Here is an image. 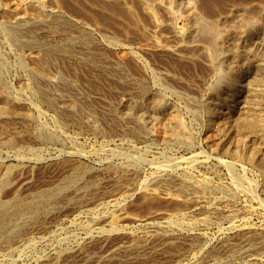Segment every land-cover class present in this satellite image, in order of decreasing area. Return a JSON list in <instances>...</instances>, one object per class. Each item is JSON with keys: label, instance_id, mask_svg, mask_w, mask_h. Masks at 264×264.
Returning a JSON list of instances; mask_svg holds the SVG:
<instances>
[{"label": "rangeland", "instance_id": "1", "mask_svg": "<svg viewBox=\"0 0 264 264\" xmlns=\"http://www.w3.org/2000/svg\"><path fill=\"white\" fill-rule=\"evenodd\" d=\"M9 1L0 264H264V125L244 115L255 106L246 50L264 61V0H27L19 22ZM187 14L218 40L190 23L175 36ZM233 53L242 68L230 87L220 76ZM154 98L182 117V138L156 135ZM210 110L221 126L208 142Z\"/></svg>", "mask_w": 264, "mask_h": 264}, {"label": "bare ground", "instance_id": "2", "mask_svg": "<svg viewBox=\"0 0 264 264\" xmlns=\"http://www.w3.org/2000/svg\"><path fill=\"white\" fill-rule=\"evenodd\" d=\"M7 2L9 1V0H6ZM25 1H27V0H10L9 2H10V8L11 9H13L14 11H15V15H16V17H15V19H16V21L17 22H19V20L21 21V19H23V17H24V12H23V8H22V3H24ZM34 1H36L38 4H39V2H41V0H34ZM168 1H170V2H176V0H168ZM167 1V2H168ZM179 1V0H178ZM177 1V2H178ZM5 2V1H4ZM157 2V1H156ZM189 3H190V0L188 1ZM184 3V2H183ZM188 3V4H189ZM206 3V2H205ZM5 4V3H4ZM147 4V3H146ZM185 4V3H184ZM7 5V4H6ZM170 5V4H169ZM178 5V4H177ZM187 5V4H186ZM148 6V5H147ZM7 7V6H6ZM149 7V6H148ZM187 7V6H186ZM189 7V6H188ZM5 8V7H4ZM9 8V9H10ZM150 8V7H149ZM7 9V8H6ZM171 9V8H170ZM35 10V9H34ZM171 11H172V9H171ZM26 12V11H25ZM27 12H28V10H27ZM33 12H35V11H33ZM152 12V11H151ZM154 13V12H153ZM155 14V13H154ZM176 15V14H175ZM199 15V14H198ZM35 16H37V15H35ZM177 16V15H176ZM179 16V15H178ZM180 16H182V14L180 15ZM39 16H37L36 18H38ZM25 18V17H24ZM180 18V17H179ZM25 19H27V18H25ZM29 19V18H28ZM244 19V18H243ZM248 19V18H247ZM24 20V19H23ZM178 21V20H177ZM206 21H208V19L206 20ZM206 21H204L201 17H199V16H197V15H193V14H187V15H185V16H183L181 19H180V21H179V25H175L174 26V29H173V31H174V34H175V36L176 35H179L181 32H182V30H183V26L185 25V24H187V23H190L191 25H192V27L193 28H196V29H202V30H204V31H206L205 32V34H208L209 35V37H210V42H214V40L216 39V38H218L219 36H220V33H218L215 29H214V27H213V25H212V23H210L212 26H210V24L209 23H207ZM241 21V20H240ZM256 21V20H255ZM8 22H10V21H8ZM17 22H16V24H17ZM176 22V21H175ZM210 22V21H209ZM212 22V21H211ZM252 22V21H251ZM15 23V22H14ZM250 23V22H249ZM264 23V22H263ZM9 24V23H8ZM20 24V23H19ZM248 24V23H247ZM246 24V25H247ZM262 24V23H261ZM1 25V24H0ZM4 25V24H3ZM15 25V24H14ZM249 25V24H248ZM247 25V26H248ZM255 25V24H254ZM2 26V25H1ZM17 27H18V25H16ZM241 26V25H240ZM4 29H5V27L4 26H2ZM185 27V26H184ZM189 27V26H188ZM232 27H234V26H232ZM239 27V26H238ZM242 27V26H241ZM244 27H246V26H244ZM250 27V26H249ZM1 28V27H0ZM237 28V27H236ZM3 29V30H4ZM7 29V28H6ZM17 29H19V28H17ZM185 29V28H184ZM217 29V28H216ZM221 29V28H220ZM227 29V28H226ZM232 29V28H231ZM240 29V28H239ZM238 29V30H239ZM248 29V28H247ZM9 30V29H8ZM20 30V29H19ZM186 30V29H185ZM189 30V29H188ZM191 30H192V28H191ZM190 30V31H191ZM233 30H235V29H233ZM243 30V29H242ZM9 31H12L13 32V29L11 28ZM184 31V30H183ZM204 31H202V32H204ZM221 31H222V29H221ZM220 31V32H221ZM224 31V30H223ZM239 31H241V30H239ZM8 32V31H7ZM189 32V31H188ZM192 32H193V30H192ZM227 32V31H226ZM225 32V33H226ZM195 33V32H194ZM197 33V32H196ZM224 33V32H223ZM224 33V34H225ZM229 33H231V32H229ZM235 33V32H234ZM241 33V32H240ZM246 33V32H245ZM186 34V33H185ZM193 34V33H192ZM198 34V33H197ZM197 34H196V36H197ZM199 34H200V32H199ZM202 34V33H201ZM205 34L203 33V36H205ZM218 34H219V36H218ZM222 34V33H221ZM244 34V33H243ZM248 34H249V32H248ZM12 35V34H11ZM10 35V36H11ZM16 35V37H17V33L15 34ZM229 35H231V34H229ZM240 35V34H239ZM258 35V34H257ZM14 35H12V37H13ZM191 36V35H190ZM218 36V37H217ZM225 36V35H224ZM262 36V35H261ZM261 36L259 37V38H261ZM180 37V36H179ZM198 37H199V35H198ZM200 37H202L201 35H200ZM231 37H232V35H231ZM242 37V36H241ZM15 38V37H14ZM14 38H12V39H14ZM190 38V37H189ZM207 38H208V36H207ZM244 38H245V36H244ZM258 38V39H259ZM202 39V38H201ZM206 39V38H205ZM204 39V40H205ZM229 39H230V37H229ZM237 39V38H236ZM248 39V38H247ZM262 39V38H261ZM34 40V39H33ZM209 40V39H208ZM216 40H218V39H216ZM219 40H220V38H219ZM252 40H254V39H252ZM256 40V39H255ZM14 41H16V40H14ZM18 41H20V40H18ZM31 41V40H30ZM202 41H203V39H202ZM231 41V40H230ZM236 41V40H235ZM247 41V40H246ZM34 42V41H33ZM207 42V41H206ZM209 42V41H208ZM227 42V41H226ZM232 42V41H231ZM230 42V43H231ZM243 42V41H242ZM259 42V41H258ZM258 42H257V44H258ZM217 43L219 44V41H217ZM223 43V42H222ZM229 43V42H228ZM248 43V42H247ZM25 44H27V43H25ZM31 44V43H30ZM238 44H240V43H238ZM245 44V43H244ZM250 44V43H249ZM252 44V43H251ZM250 44V45H251ZM21 45V44H20ZM23 45V44H22ZM28 45V44H27ZM214 45V44H213ZM213 45H211V46H213ZM233 45H235V43L233 44ZM246 45V44H245ZM249 45V46H250ZM259 45H261V44H259ZM207 46V45H206ZM256 46V45H255ZM29 47V46H28ZM70 47V46H69ZM215 47V46H214ZM219 47V46H218ZM224 47H226V46H224ZM233 47V46H232ZM251 47H252V45H251ZM263 47V46H262ZM63 49H67V48H64V47H62ZM206 48V47H205ZM213 48V47H212ZM243 48H244V46H243ZM246 48H248L247 46H246ZM255 48V47H254ZM232 49H234V48H232ZM262 49V48H261ZM212 50V49H211ZM244 50H245V48H244ZM69 51V50H68ZM205 51V50H204ZM220 51V50H219ZM257 51H259V50H257ZM38 52V51H37ZM47 52V51H46ZM212 52H214L213 50H212ZM48 53V52H47ZM223 53V52H222ZM241 53H243V52H241ZM258 53V52H257ZM256 50H254V49H247L246 50V53H245V55H246V59H248V63L250 64V67L253 69V74H252V79L250 80V81H248L245 85H244V93H245V98L246 97H248L247 99H249V98H252L254 101H255V106L253 107V108H250V110H248L247 112L245 111V113L246 114H244V115H246L247 116V118H248V120H249V123H250V126L251 127H263V125H264V110L262 109V107H260V102H261V100H262V98L264 97V61L263 60H253V57L254 56H256ZM221 54V53H220ZM244 54V53H243ZM264 54V53H263ZM260 55V54H259ZM221 56V55H220ZM264 56V55H263ZM47 57V56H46ZM240 57V56H239ZM245 57V56H244ZM217 58V57H216ZM229 58L230 59H228V61L226 60V62H229V64H228V67L226 68L227 69V71H228V73L230 74V77H227V76H225V75H221L220 76V80H221V84H225L226 86L228 85V86H232L233 84H235V83H237V78H238V76H239V73H240V71H241V66L239 65V62H238V60H237V58H236V56H235V54L233 53V54H231L230 56H229ZM241 58V57H240ZM241 59H243V58H241ZM259 59V58H258ZM230 60V61H229ZM213 61V60H212ZM243 61V60H242ZM242 61H240V62H242ZM215 66H217V65H215ZM243 66V65H242ZM21 67V66H20ZM244 67V66H243ZM249 67V68H250ZM37 68V67H36ZM41 68V67H40ZM216 69H218V68H216ZM224 68H222V70H223ZM244 69V68H243ZM245 69L247 70V68L245 67ZM30 71V70H29ZM33 71V70H32ZM215 71V70H214ZM34 72H36V71H34ZM245 72V71H244ZM30 73H31V71H30ZM40 73H42V72H40ZM47 73V72H46ZM246 73H248V72H246ZM245 73V74H246ZM34 74V73H33ZM36 74V73H35ZM242 74V73H241ZM38 75V74H37ZM41 76H42V74H41ZM46 76V75H45ZM218 77H219V75H217ZM242 76V75H241ZM216 77V76H215ZM214 77V78H215ZM44 78H46V77H44ZM243 78V77H242ZM218 79V78H217ZM216 78H215V80H217ZM248 79V78H247ZM41 80V79H40ZM243 80H244V78H243ZM1 81V80H0ZM2 82V81H1ZM239 83V82H238ZM244 84V83H243ZM3 85V84H2ZM241 85V84H240ZM6 86V85H5ZM223 86V85H222ZM7 87V86H6ZM212 87V86H211ZM235 87V86H234ZM47 88V87H46ZM219 88H220V85H218V87L216 86L215 88H214V91H213V94L214 95H219V93H220V90H219ZM236 88V87H235ZM234 88V89H235ZM38 89V88H37ZM226 89V88H225ZM238 89V88H237ZM239 90H241V89H239ZM1 91V90H0ZM5 91V90H4ZM46 91V90H45ZM238 91V90H237ZM230 92V91H229ZM228 92V93H229ZM1 93H3V91L1 92ZM234 93V92H233ZM8 94V93H7ZM45 94V93H44ZM236 94V93H235ZM234 94V95H235ZM1 95V94H0ZM9 95V94H8ZM46 95V94H45ZM238 95V94H237ZM241 95H243V94H241ZM232 96V95H231ZM150 98V97H149ZM227 99V98H226ZM246 99V100H247ZM147 100H149V99H147ZM223 100V99H222ZM227 100H229V99H227ZM231 100V99H230ZM230 100H229V102H230ZM240 100H241V98H240ZM150 101V100H149ZM235 101V100H234ZM229 102H228V104H229ZM245 102V101H244ZM68 103V102H67ZM6 104V103H5ZM137 104H139V103H137ZM241 104H243V103H241ZM248 104V103H247ZM8 105V104H7ZM150 106H151V109H148V114H150V116H151V118H152V121H153V124H154V130H155V133H156V135H161V136H163V134H165V132L167 133V132H169L170 133V136H172L173 138H174V140L175 139H180V138H182V136H183V131H182V121H181V118L178 116V114L174 111V109L171 107H168V106H166V104L163 102V101H161L160 99H158V98H154L151 102H150V104H149ZM236 105V104H235ZM1 106H2V104H1ZM10 106V105H9ZM71 106V105H70ZM6 107V106H5ZM7 108V107H6ZM10 108V107H9ZM8 109V108H7ZM72 109V108H71ZM215 109V108H214ZM6 110V109H5ZM9 110V109H8ZM124 110V109H123ZM221 110V109H220ZM234 110V109H233ZM243 110V109H242ZM140 111H142V110H140ZM126 112H127V110H126ZM129 112V111H128ZM222 112H224V111H222ZM233 112V111H232ZM241 112V111H240ZM137 113V112H136ZM221 113V112H220ZM134 114V113H133ZM138 114V113H137ZM207 114H208V124H207V130H208V135L207 136H205L206 137V139H207V141L209 142V141H211L213 138H215L216 136H217V131H218V129H220V126H221V124H219V120H218V115H220L218 112H216V111H212V110H210V111H208L207 112ZM243 114V113H242ZM128 115H130V114H128ZM229 115V114H228ZM231 115V114H230ZM237 115V114H236ZM232 116V115H231ZM242 116V115H241ZM226 117V116H225ZM228 117H230V116H228ZM235 117V116H234ZM244 117V116H243ZM139 118V117H138ZM140 118H141V116H140ZM220 118V117H219ZM224 118V117H223ZM146 119V118H145ZM230 119V118H229ZM232 119V118H231ZM240 119V118H239ZM150 120V119H149ZM183 120V119H182ZM232 120H236V119H232ZM143 121H144V118H143ZM246 121V120H245ZM226 122V121H225ZM224 122V123H225ZM233 122V121H232ZM248 122V121H247ZM148 123H151V122H148ZM205 123V122H204ZM223 123V122H222ZM240 123V122H239ZM230 124V123H229ZM232 124V123H231ZM238 124V123H237ZM139 125H141V124H139ZM234 125V124H233ZM247 125V124H246ZM245 125V126H246ZM148 126V125H147ZM186 126V125H185ZM205 126V125H204ZM243 126V125H242ZM140 127V126H139ZM226 127V126H225ZM246 127H249V126H246ZM143 128V127H142ZM152 128V127H151ZM153 129V128H152ZM236 129V128H235ZM248 129V128H247ZM148 130V129H147ZM243 130V129H242ZM246 130V129H245ZM258 130V129H257ZM232 131V130H231ZM237 131H239V132H241L239 129L237 130L236 129V132ZM259 131V130H258ZM261 131V130H260ZM263 131H264V129H263ZM44 132V131H43ZM42 132V133H43ZM204 132H206V131H204ZM203 132V133H204ZM249 132V131H248ZM223 133V132H222ZM230 133V132H229ZM238 133V132H237ZM259 133V132H258ZM44 134H46V133H43V135ZM47 134L49 135V133L47 132ZM149 134H150V132H149ZM250 134H251V132H250ZM254 134V133H253ZM42 135V136H43ZM246 135V134H245ZM249 135V134H248ZM45 136V135H44ZM240 136V135H239ZM238 136V137H239ZM39 137V136H38ZM45 137H47V135L45 136ZM189 137H190V135H189ZM204 137V136H203ZM205 137H204V139H205ZM238 137L236 138V139H238ZM241 137V136H240ZM240 137H239V139H240ZM245 137H247V136H245ZM251 137V136H250ZM259 137V136H258ZM40 138H42V137H40ZM52 138V137H51ZM186 138V136L184 137V139ZM225 139H226V137H224ZM241 139H243L242 137H241ZM245 139V138H244ZM252 139H253V137H252ZM255 139V138H254ZM174 140L172 141V142H174ZM215 140H217V139H215ZM161 141V140H160ZM178 141V140H177ZM176 141V142H177ZM220 141H221V139H220ZM237 141V140H236ZM242 141V140H241ZM249 141V140H248ZM171 142V143H172ZM216 142V141H215ZM218 142V141H217ZM243 142H244V140H243ZM242 142V143H243ZM178 143H180V142H178ZM220 143V142H219ZM225 143H227V141L225 142ZM224 143V144H225ZM256 143H258V141L256 142ZM176 144V143H175ZM182 144V143H181ZM191 144V143H190ZM217 144V143H216ZM215 144V145H216ZM253 144V143H252ZM256 145V144H255ZM253 146V145H252ZM210 147H212V146H210ZM225 147V146H224ZM228 147V146H227ZM214 148V147H213ZM218 148V147H217ZM253 148V147H252ZM259 148H260V150H261V154L264 156V135H261L260 137H259ZM221 149V148H220ZM230 149H232V148H230ZM248 150V149H247ZM252 150V149H251ZM259 150V151H260ZM228 151V150H227ZM254 151V150H253ZM230 152V151H229ZM232 152V151H231ZM251 152V151H250ZM258 155V154H257ZM256 156V155H255ZM258 156H260V155H258ZM236 158V157H235ZM251 159H253V157L251 156ZM250 160V159H249ZM250 162V161H249ZM253 162V161H252ZM255 162V161H254ZM253 162V163H254ZM251 164V163H250ZM258 166V165H257ZM262 174V173H261ZM251 187V185L249 184V187H248V189ZM250 189H253V188H250ZM49 193V192H48ZM41 196V195H40ZM35 198V197H34ZM40 198V197H39ZM46 199V198H45ZM16 206V205H15ZM1 207V206H0ZM18 208V207H17ZM5 210V209H4ZM6 211V210H5ZM5 213V212H4ZM9 214V213H8ZM16 214V213H15ZM7 222L9 221V220H6ZM6 221H4V222H6ZM6 224V223H5ZM4 227V226H3ZM147 235V234H146Z\"/></svg>", "mask_w": 264, "mask_h": 264}]
</instances>
